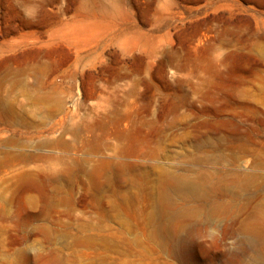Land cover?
Masks as SVG:
<instances>
[{"label":"rangeland","instance_id":"374dc122","mask_svg":"<svg viewBox=\"0 0 264 264\" xmlns=\"http://www.w3.org/2000/svg\"><path fill=\"white\" fill-rule=\"evenodd\" d=\"M52 92L63 101L55 120L78 125L77 146L99 147L96 157L79 153L91 159L88 171L98 157L148 169L182 167L179 154L222 138L230 150L241 144L251 151L228 169L251 173L253 161L264 158V0H0V98L35 122L43 112L32 99ZM179 101L183 118L172 115ZM52 128L53 122L40 129L0 125V140L62 133ZM65 138L72 140L69 133ZM35 169L18 165L0 173V264L237 258L225 253L236 246L233 221L224 216L208 231L197 227L180 257L163 252V232L154 238L147 225L148 199H136L128 181L117 188L119 197L108 194L101 204L81 176L75 206L45 212L50 189Z\"/></svg>","mask_w":264,"mask_h":264},{"label":"bare ground","instance_id":"6f19581e","mask_svg":"<svg viewBox=\"0 0 264 264\" xmlns=\"http://www.w3.org/2000/svg\"><path fill=\"white\" fill-rule=\"evenodd\" d=\"M32 100L43 112L39 121L35 122L19 115L11 104L13 101H2L0 98V125L15 130L19 127L40 129L47 122H53V128L60 126L62 133L38 141L32 138L22 140L16 135L1 139L0 173L18 165L33 164L37 173L44 174L50 189L45 212L56 211L60 207L73 208L74 184L81 176L87 177L96 193V201L101 204L108 194L119 197L117 188L128 181L137 194L134 196L136 199L140 195L148 199L147 225L152 228L154 238L157 231L163 232L164 241L168 243H159L163 252L167 248L172 256L180 257L197 227L208 231L211 228L208 226H216L224 216L233 221L230 235L236 246L235 249L225 250V253L230 258H237L234 262L228 259L223 264H264V158L258 157L253 161L255 170L251 173L232 171L227 166L240 161L251 151L241 144L239 150H230L222 138L205 139L199 141L193 151L179 154L186 166L148 169L117 160L108 162L98 157L93 160L97 163L94 170L88 171L84 164L91 159L79 153L96 157L99 147L94 143L84 145L83 142L77 146L81 139L78 125L73 123L72 127H68L63 120H55L63 109L62 99L52 92L38 94ZM184 106L185 102L179 101L172 115L185 117L178 114ZM85 128V132L92 131L90 125ZM68 133L72 140L65 138ZM46 147L57 152L43 151ZM218 165L221 168L218 169ZM114 166L120 170L114 172ZM94 172L105 180L98 181ZM120 197L126 198L121 194Z\"/></svg>","mask_w":264,"mask_h":264}]
</instances>
